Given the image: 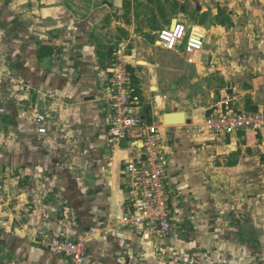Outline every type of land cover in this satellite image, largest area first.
Wrapping results in <instances>:
<instances>
[{
  "label": "crops",
  "instance_id": "crops-1",
  "mask_svg": "<svg viewBox=\"0 0 264 264\" xmlns=\"http://www.w3.org/2000/svg\"><path fill=\"white\" fill-rule=\"evenodd\" d=\"M257 1L261 8L239 5L237 14L218 13L221 18L215 24L222 26L223 32L215 39V28L198 27L206 38L197 64L182 57L191 67L173 66L170 55L165 58L158 50L157 57L153 56L152 48H141L134 39V27L118 22L119 39L131 56L129 70L141 99V114L162 133L173 191L170 202L177 211V228L164 237L119 220L129 211L123 160L134 151L129 141L118 146L108 139L111 110L104 98L111 61L95 51L92 35L87 34L93 26L83 27L74 10L76 0H0V55H9L6 57L22 78L45 86L52 78L39 66L55 57L57 49L73 50L64 56L68 62L63 65L78 62L84 66L77 83L68 87L62 83L67 74L53 76L56 82L61 81L59 93L76 104L59 103L56 108L44 104L41 108L30 102L31 110L24 115L13 113V130L9 137L4 135L5 140L0 139V174L10 201L6 211L0 208V264H75L42 247L40 239L48 232L67 237L87 233L89 252L84 264H218L219 260L237 264L248 245L223 225L222 216L218 219L215 215L217 210L225 214L229 204H238L252 213L250 224L252 217H257L252 209L259 204L264 127L233 134L202 130L208 115L224 110L220 103L225 95L221 94L211 109L195 108L194 101L204 104L214 100L213 90L212 99L208 94L195 96V91H183L172 81L186 70L190 76L200 72L193 81H200L204 92H209L208 82L214 81L223 93L228 87L234 90L235 111L264 110V0ZM110 2L109 8H120ZM86 13L88 18H97L105 12ZM207 35L215 41L214 47ZM41 45L53 46L54 54ZM157 48L168 51L159 44ZM144 50L149 53L144 55ZM228 80L232 85L224 86ZM177 110L185 112L188 123L165 122V115ZM41 120L46 122L45 134L39 132ZM17 146H23L24 151ZM211 258L217 259L211 262Z\"/></svg>",
  "mask_w": 264,
  "mask_h": 264
},
{
  "label": "rangeland",
  "instance_id": "rangeland-1",
  "mask_svg": "<svg viewBox=\"0 0 264 264\" xmlns=\"http://www.w3.org/2000/svg\"><path fill=\"white\" fill-rule=\"evenodd\" d=\"M108 1H114V3L120 5V8H116V6L109 8V6L106 4L102 5L101 0H76V2L73 4L75 6V13L79 15L77 17L80 18L81 16L80 19L82 20L83 27L87 26V24L93 26L92 31L87 27V30L89 31V33L87 34L90 35L91 33L92 36L90 41L93 42L96 46L95 51H97L98 54L100 51L103 52V54L107 58V62L111 61L110 65H112L115 52L121 46H126L122 44V42L124 41L119 39V37L121 36V29L118 25V22H125L126 25H128L129 27H134V33L135 35H137L134 39L136 40V42L140 43L141 48H152L153 52L151 53L153 54V56L156 57L157 50L161 52L162 56H164L165 58L170 55V60L174 61L172 62L173 66L179 68L182 67L180 65H183L184 67H191V65H186L185 60L181 56L176 55L170 51H164L160 48H157L158 44L156 42L158 38L157 32L167 26H170L172 24L173 19H179L180 21L185 23L191 30L192 28L198 29V27L200 26H202V28L207 29V31L215 28V35L213 37L215 39L216 36H219V34L223 32L221 28L222 26L219 27L215 24L219 17L218 13L220 14L222 10L226 11L227 14L232 15L236 13L235 10L239 8V5H242L245 8L252 7L251 10H255L262 7V5H258L257 0ZM109 9H111V11L110 13H107V10ZM87 10H89V12H91L92 10H99L105 13H103L102 15L98 14L99 16L97 15V18H88V15L86 13ZM114 21L117 22L115 23V27H113L112 25ZM207 36L208 39H210L211 41L212 36ZM82 37H84V30L82 33ZM49 38L52 39V36L50 35ZM213 38L212 46L214 47L213 42L215 43V41L213 40ZM45 46H47L46 48L48 50H51L52 52L54 51L53 46L41 45L42 48H44ZM126 47L128 49V46ZM8 51H10V48L8 49ZM70 52H73V50L70 51L69 49H57L55 52V57L49 60H45L44 64L39 66L42 67L46 73H48L49 78H52L51 80H48V83L46 85L44 84L45 86L37 85L36 83L32 82L30 83L26 79L22 78V76L17 72L15 64L12 63L10 58L6 57L9 55H0V65L3 68V73L6 78L4 84L0 86V139L5 140L4 135H7V137H9V131L13 130L10 128V125H12V123L15 121V116H13V113L21 112V114L24 115V112L30 109V102L34 105H39V107L41 108L42 106L46 107V105L48 107L53 106L54 108H56L59 106V103H62L64 106L76 104V102L67 98L68 95H62L61 93H59L60 89L57 87V84H61V81L56 82V80H53V76H55L54 73L56 74V76H59L58 74H60V76H62V74H67L62 76L63 79H66L62 83H65L67 87L69 84H72V82L77 83L80 77L79 75L81 74V70L84 66L82 64H78V62L67 63L66 65H63L64 62H68L67 59H64V56H70L71 54H73ZM142 53L146 55L149 52L144 50ZM175 61H177L179 65L175 63ZM143 62L145 61H142L141 63ZM85 64L88 63L86 62ZM201 69L202 65L199 66V71ZM186 71L183 73V76H176L175 79L172 81V84L178 83V87L183 89V91H185L186 89H191L192 91H195V96H200L202 94L204 96L205 94H208L212 99L213 96H211V91L213 90L215 94V99L210 100V102L208 103L203 104V102L194 101L195 103L193 104L195 108H198L202 105L205 106L206 109H211L218 102V99L221 97V94L225 95V98L227 96H231L232 98L234 97L235 93L231 87H228L229 90H225L223 93V91H221L222 87H219L216 81L210 83L208 82L207 85L209 92H204L202 90L201 82L193 81V78H195V76L200 77L201 73L199 72L197 76L195 71L193 72V75L190 76L187 73L188 71ZM208 78H210V76ZM218 81L222 83L221 80ZM231 82L233 81L228 80L227 82L224 81L223 83L224 86H226L225 83L231 84ZM42 97H44L43 101ZM199 98L197 100H199ZM1 148V150H5L3 146ZM6 148L9 152L10 145L6 146ZM17 148L22 149V151H24L23 146H17ZM262 189H264V164L261 163L259 165L258 171L257 201H259V204H262H258L255 206V208L252 209L256 210L255 215L257 216L254 219L252 217V223H249V216H252V213L249 212V210H247V208H245L244 206H239L238 204H229L228 208L224 209V211L226 212L225 214H222L221 210H217V213L215 215L218 219H220V217L222 216L224 221L223 225H225L226 228H231L233 236H236V238H239L241 236V238L243 239V244L246 243L248 246L251 245L254 248L248 249L249 247H246L244 245L246 247V250L244 252H241V257H238V259H236L237 264H264V190L261 191ZM9 202L10 201L7 196L6 206L0 208L6 211L10 205ZM234 213L236 215H239V217H233ZM45 234L52 233L48 232ZM193 256L195 255L193 254ZM215 259L217 258H211V262H214ZM218 264L224 263L219 260Z\"/></svg>",
  "mask_w": 264,
  "mask_h": 264
},
{
  "label": "built area",
  "instance_id": "built-area-1",
  "mask_svg": "<svg viewBox=\"0 0 264 264\" xmlns=\"http://www.w3.org/2000/svg\"><path fill=\"white\" fill-rule=\"evenodd\" d=\"M160 47L183 57L189 64H197V56L205 47V34L192 30L179 19L175 26H167L157 32ZM131 56L126 46L114 55L111 77L104 98L111 112L108 119L109 141L120 146L129 141L134 151L123 160L122 174L126 183L125 205L127 214L120 217L123 225L142 226L156 236H169L177 228V211L173 209L166 171V158L162 133L156 123L147 121L141 114V99L131 81L129 66ZM6 78L0 65V86ZM232 97L220 103L224 110L208 115L202 130L233 134L241 130H261L264 127V110L237 112L232 108ZM41 120V134H45L46 122ZM7 192L4 177L0 174V207L6 206ZM44 249L84 264L88 256L87 233L78 236L44 234L40 239Z\"/></svg>",
  "mask_w": 264,
  "mask_h": 264
},
{
  "label": "water",
  "instance_id": "water-1",
  "mask_svg": "<svg viewBox=\"0 0 264 264\" xmlns=\"http://www.w3.org/2000/svg\"><path fill=\"white\" fill-rule=\"evenodd\" d=\"M104 4L108 6H112V3L108 0L104 1ZM177 19H173L171 26H175ZM188 119L186 118V114L183 111L178 112H170L165 115V122L168 123H188Z\"/></svg>",
  "mask_w": 264,
  "mask_h": 264
},
{
  "label": "trees",
  "instance_id": "trees-1",
  "mask_svg": "<svg viewBox=\"0 0 264 264\" xmlns=\"http://www.w3.org/2000/svg\"><path fill=\"white\" fill-rule=\"evenodd\" d=\"M39 57H42V54H41V53L39 54ZM132 83H133V82H132Z\"/></svg>",
  "mask_w": 264,
  "mask_h": 264
},
{
  "label": "bare ground",
  "instance_id": "bare-ground-1",
  "mask_svg": "<svg viewBox=\"0 0 264 264\" xmlns=\"http://www.w3.org/2000/svg\"><path fill=\"white\" fill-rule=\"evenodd\" d=\"M154 90H156V88H154Z\"/></svg>",
  "mask_w": 264,
  "mask_h": 264
}]
</instances>
